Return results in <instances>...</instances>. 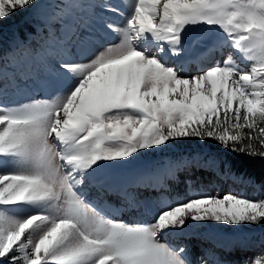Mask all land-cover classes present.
<instances>
[{"label":"snow or ice","instance_id":"snow-or-ice-1","mask_svg":"<svg viewBox=\"0 0 264 264\" xmlns=\"http://www.w3.org/2000/svg\"><path fill=\"white\" fill-rule=\"evenodd\" d=\"M126 7L118 27L109 17L125 13L114 0H0V28L17 13L35 21L9 52L0 45V264H193L185 246L163 241L166 232L189 221L264 222V198L233 193L177 198L144 224L116 222L89 200L90 185L111 191L101 169L175 140L213 139L264 158V0H131ZM194 29L217 34L202 55L230 51L186 71ZM98 32L119 40L99 45ZM9 55L40 67L14 73L16 90L58 95L6 103ZM174 171L140 180L166 187ZM26 208L32 211L17 214ZM200 264L227 262L205 251ZM245 264H264V254Z\"/></svg>","mask_w":264,"mask_h":264},{"label":"rangeland","instance_id":"rangeland-1","mask_svg":"<svg viewBox=\"0 0 264 264\" xmlns=\"http://www.w3.org/2000/svg\"><path fill=\"white\" fill-rule=\"evenodd\" d=\"M123 1L126 5H130L131 0H121ZM17 13L16 15H18ZM29 16V15H26ZM14 19H6L2 22V27L4 30H9L12 28V22ZM32 23H34V20H31ZM4 24V25H3ZM24 26L25 24L21 21L15 24V27L18 29H21V27ZM118 26V27H122ZM3 32V35H8V32ZM20 31V30H19ZM17 31V32H19ZM27 33V32H25ZM24 33V34H25ZM206 33L205 30L203 29H194L193 31L189 32L188 37H187V43H189L194 37L198 36V39H201L203 35ZM210 32H207L204 38V41L210 42V40H206L209 38V36L212 34H209ZM112 43H116L119 40V37L116 35V33H112ZM207 37V38H206ZM213 40L212 42H217V34L214 32L213 35ZM110 39V38H108ZM205 42V43H206ZM6 39L4 37H0V45H2L3 49H6L8 45H6ZM108 43L100 42L99 45H106ZM212 46V45H211ZM224 50H230L227 48H224ZM49 100V99H46ZM218 141L213 140V139H204L203 141L196 139V138H185V139H180V140H175L170 143V145L167 148H163L161 151H149L145 153L144 155H138L135 160H132L129 158V162L126 164H115L111 167H106L104 169H101L98 173H104V172H110L114 170H122L125 167H131L133 165H136L137 163L139 164L138 168H141L143 165L146 163L152 161L156 162L160 160V158L166 157V155L174 154L172 156L173 159L175 160H180L181 164L183 165L186 161H191L193 164L197 160L203 159L205 162L204 167H202V170H196L195 173L190 176V182L191 185L193 183L195 184V188L191 187L190 191L193 192L194 194L196 193H205V194H210V195H223L226 193H232L234 190L231 188L230 189H225L223 191V179L222 177H215L213 173V168L217 166L218 163H222V160L220 159V155L216 154L214 150H217L221 155H222V150H224ZM234 153V152H233ZM179 154H185V155H180ZM215 156V157H214ZM214 162V163H213ZM160 163V162H159ZM157 163V164H159ZM209 164H213L210 167ZM185 165V164H184ZM208 165V167H207ZM154 166L153 165H147L142 168L143 173L150 172ZM210 168V170L208 169ZM140 169H137L136 171H139ZM179 170V169H178ZM197 173H201L198 176H196ZM149 175V174H148ZM134 177V171H131L129 173H125L123 176H121L122 181H127L131 178ZM225 178V177H223ZM201 179V181H200ZM229 181H231V184L234 185V187L237 190V195L240 194V196L252 199V200H257L260 198H264V191L263 189L261 190L260 187L252 182L250 179H244V178H234L232 177ZM228 183L225 185L227 186ZM220 189L218 192L217 190ZM228 190V192L226 191ZM193 194V195H194ZM165 203H160L159 209L164 206ZM150 207L153 208L154 205L150 203ZM31 209H21L17 211L18 215H27L29 212H31ZM205 222H192L189 221L186 224V228L189 232H193L195 234H200L203 231V225ZM211 226L209 231L206 233L208 234L209 237L211 238H221V240L225 241H245V242H255L258 238L263 237L264 238V222H261L258 225H253V224H241V225H227L223 223H217V222H208ZM222 230V233H219V230ZM198 262V261H197ZM194 264V263H193Z\"/></svg>","mask_w":264,"mask_h":264},{"label":"trees","instance_id":"trees-1","mask_svg":"<svg viewBox=\"0 0 264 264\" xmlns=\"http://www.w3.org/2000/svg\"><path fill=\"white\" fill-rule=\"evenodd\" d=\"M25 18V13H19L11 17L15 22ZM4 25V24H3ZM2 34V30H0ZM216 154L220 155L222 163H219L221 167L228 169V171H235L244 175L252 176L255 180L264 184V158L260 156H250L243 153L230 152L226 149L222 150V155L214 150Z\"/></svg>","mask_w":264,"mask_h":264},{"label":"bare ground","instance_id":"bare-ground-1","mask_svg":"<svg viewBox=\"0 0 264 264\" xmlns=\"http://www.w3.org/2000/svg\"><path fill=\"white\" fill-rule=\"evenodd\" d=\"M209 34H211V33H209ZM108 38H109V36L107 37V39ZM206 43H208V44H206V48L198 49L196 54H194L193 56H191L190 58L187 59L188 62L185 63V70L186 71H189L188 70L189 67L192 68V69H197L198 70L200 67H203L205 65V63H202V62L207 60L209 56L202 55L201 53L204 52L207 48L212 47L211 46L212 45L211 42H206ZM229 51L230 50H226L225 51L224 49H220V48L216 49V52H218V54H219L220 60L224 59ZM221 53H223L224 55H221ZM189 63H190V66H189ZM229 189L231 190V188H229ZM165 235L169 237V232H166ZM188 257L193 261L194 264L198 263L197 262L198 258L195 255H188Z\"/></svg>","mask_w":264,"mask_h":264}]
</instances>
